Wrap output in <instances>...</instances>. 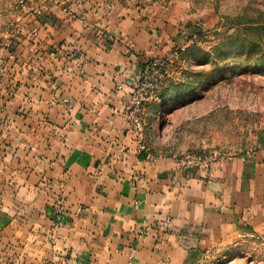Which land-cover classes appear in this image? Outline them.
<instances>
[{
  "label": "crops",
  "instance_id": "crops-1",
  "mask_svg": "<svg viewBox=\"0 0 264 264\" xmlns=\"http://www.w3.org/2000/svg\"><path fill=\"white\" fill-rule=\"evenodd\" d=\"M173 10L69 0L0 49V264H264V148L184 166L132 128Z\"/></svg>",
  "mask_w": 264,
  "mask_h": 264
},
{
  "label": "rangeland",
  "instance_id": "rangeland-1",
  "mask_svg": "<svg viewBox=\"0 0 264 264\" xmlns=\"http://www.w3.org/2000/svg\"><path fill=\"white\" fill-rule=\"evenodd\" d=\"M68 1L0 0V49L26 18ZM143 1L191 22L148 71L137 133L143 144L158 155L209 163L263 149L264 0Z\"/></svg>",
  "mask_w": 264,
  "mask_h": 264
},
{
  "label": "built area",
  "instance_id": "built-area-1",
  "mask_svg": "<svg viewBox=\"0 0 264 264\" xmlns=\"http://www.w3.org/2000/svg\"><path fill=\"white\" fill-rule=\"evenodd\" d=\"M18 35H19V30H17L15 32V34L10 36L13 38L8 40L5 43V48L10 47L13 44V40H15L14 38H16ZM11 56H13V54ZM157 63H158V60L153 59V60H150L148 63H146L143 67H141L140 72H139V76L133 84V88H132V92H131V96H130V103H129V115H130V119H131V123H132V128L134 129V131H136V133H139V134H140L141 128H142L141 127L142 122H141V118L139 116V107H140V104H141V102L144 98V94H145V92H143V90L148 84H150L148 71L151 68H154L157 65ZM3 67H4V60H3L2 56L0 55V76H1V73L3 71ZM154 81L157 82L156 77H155ZM178 159H179L180 163L183 164L184 166L205 167V168L210 166L209 162L199 160V158H196L194 156H185V157H180ZM59 212H60L59 213L60 218H63V215H64L63 210H60Z\"/></svg>",
  "mask_w": 264,
  "mask_h": 264
}]
</instances>
